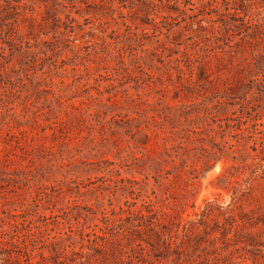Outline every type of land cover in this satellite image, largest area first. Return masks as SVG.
Wrapping results in <instances>:
<instances>
[{
    "label": "rangeland",
    "instance_id": "374dc122",
    "mask_svg": "<svg viewBox=\"0 0 264 264\" xmlns=\"http://www.w3.org/2000/svg\"><path fill=\"white\" fill-rule=\"evenodd\" d=\"M0 264H264V0H0Z\"/></svg>",
    "mask_w": 264,
    "mask_h": 264
}]
</instances>
